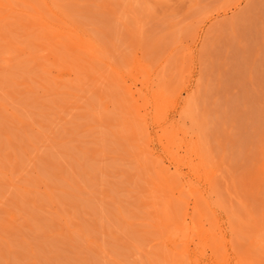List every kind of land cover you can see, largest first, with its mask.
<instances>
[{
    "label": "rangeland",
    "instance_id": "374dc122",
    "mask_svg": "<svg viewBox=\"0 0 264 264\" xmlns=\"http://www.w3.org/2000/svg\"><path fill=\"white\" fill-rule=\"evenodd\" d=\"M0 264H264V0H0Z\"/></svg>",
    "mask_w": 264,
    "mask_h": 264
},
{
    "label": "bare ground",
    "instance_id": "6f19581e",
    "mask_svg": "<svg viewBox=\"0 0 264 264\" xmlns=\"http://www.w3.org/2000/svg\"><path fill=\"white\" fill-rule=\"evenodd\" d=\"M157 101H158V102H157L158 106H160V103H159L160 101H159L158 99H157Z\"/></svg>",
    "mask_w": 264,
    "mask_h": 264
}]
</instances>
